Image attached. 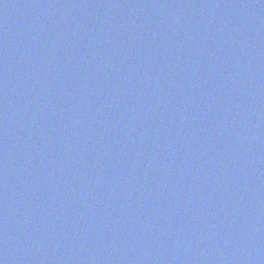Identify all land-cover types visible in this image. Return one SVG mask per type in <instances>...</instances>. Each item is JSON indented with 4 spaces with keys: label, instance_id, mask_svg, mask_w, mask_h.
Segmentation results:
<instances>
[{
    "label": "water",
    "instance_id": "95a60500",
    "mask_svg": "<svg viewBox=\"0 0 264 264\" xmlns=\"http://www.w3.org/2000/svg\"><path fill=\"white\" fill-rule=\"evenodd\" d=\"M264 264V0H0V264Z\"/></svg>",
    "mask_w": 264,
    "mask_h": 264
},
{
    "label": "clouds",
    "instance_id": "9594fccd",
    "mask_svg": "<svg viewBox=\"0 0 264 264\" xmlns=\"http://www.w3.org/2000/svg\"><path fill=\"white\" fill-rule=\"evenodd\" d=\"M38 264H39V261H38Z\"/></svg>",
    "mask_w": 264,
    "mask_h": 264
}]
</instances>
